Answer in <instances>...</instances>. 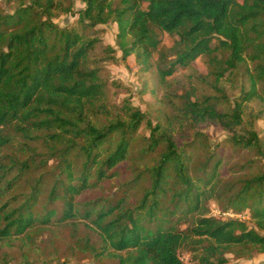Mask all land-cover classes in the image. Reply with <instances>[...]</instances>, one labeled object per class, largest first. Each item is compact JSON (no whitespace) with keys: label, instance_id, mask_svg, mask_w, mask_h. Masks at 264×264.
Instances as JSON below:
<instances>
[{"label":"trees","instance_id":"obj_1","mask_svg":"<svg viewBox=\"0 0 264 264\" xmlns=\"http://www.w3.org/2000/svg\"><path fill=\"white\" fill-rule=\"evenodd\" d=\"M74 1L0 4V153L16 135L30 152L0 162V199L8 194L0 203V242L32 237L34 224L48 225L54 217H80L97 231L99 254L106 250L120 264H186L180 257L185 251L190 264H227L228 252L264 253V164L222 178L218 144L200 130V123H215L229 132L232 149L250 155L248 165L264 159V140L255 129L264 117V0H81L79 28L56 24L53 19L73 11ZM108 21L117 24L123 59L135 55L139 67L149 69L157 53L162 84L200 59L206 74L197 79L209 78L210 91L177 94L180 107L155 123L129 102L111 112L99 68L91 65L98 39L84 32ZM159 33L171 37L169 47ZM223 81L231 88L243 81L238 95L231 98ZM252 102L261 105L255 112ZM143 123L149 133L139 136ZM35 139L43 142L44 157L30 146ZM193 147L202 160L188 152ZM143 156L154 161L142 169L147 185L137 202L78 200ZM211 200L232 215H212Z\"/></svg>","mask_w":264,"mask_h":264},{"label":"rangeland","instance_id":"obj_2","mask_svg":"<svg viewBox=\"0 0 264 264\" xmlns=\"http://www.w3.org/2000/svg\"><path fill=\"white\" fill-rule=\"evenodd\" d=\"M115 4L119 0L114 1ZM0 4L6 7L5 0H0ZM85 8V4L81 0L74 1L73 11L63 13L53 19L59 26L73 25L79 28L77 24V10ZM88 36L98 39L96 49L91 55V65L99 68V75L105 84V97L108 108L111 112L120 113V107L125 102L138 107L141 111L150 115L153 123L160 120L162 115H166L173 108L180 107L177 94L185 90H196L199 93L209 92L210 89L206 84L209 78L197 79L200 74H206L203 61L198 59L188 68H178L176 72L168 77L165 84H162L157 75L154 62L157 53L152 56L153 65L149 69H142L137 64L135 55L128 58H122V51L117 44V24L114 21H108L105 24L97 25L94 29L84 31ZM158 38L161 45L169 47L172 44L171 37L165 33H159ZM230 81V80H228ZM231 82V81H230ZM243 81L234 83L231 88L229 82L223 81L227 86L226 90L232 98L237 96L240 90V84ZM250 107L255 112L261 105L257 102L250 103ZM102 120V119H101ZM255 129L259 136L264 140V117L256 121ZM202 134H208L212 143L218 144L219 156L225 162L222 178L236 179L247 175L249 172H255L264 164V159L258 160L255 164L248 165L246 160L250 157L244 150H234L226 142L229 132L217 124L212 122L200 123ZM149 130L143 123L139 129V136L148 134ZM23 137L16 135L12 143L3 148L0 153V162L6 161L10 156L27 157L30 152L25 148L22 149ZM30 146L36 150L38 157L45 156V146L39 139L30 140ZM191 148L190 154L196 153L195 160H202V151ZM194 149V150H193ZM153 157L143 156L140 162L133 161V165L126 163L121 165L118 177H111L103 180L101 183L85 190L79 201L88 203L89 201H97L105 199L115 203L119 198H125L126 203H135L140 196V189L147 185L142 180L146 175V171H142L153 164ZM132 162V161H130ZM193 162L192 164L197 165ZM49 165L52 164L50 161ZM141 169V170H140ZM142 171V172H140ZM141 173L138 181L133 184L125 185L127 181H131L135 175ZM12 173L8 176H12ZM37 175L36 170L32 173ZM21 181V177L19 178ZM8 194H5L0 203L7 200ZM43 201V198H42ZM41 208V205H37ZM82 204L81 207H84ZM209 212L214 216L222 218L229 217L231 213H221L215 203L207 202ZM58 209L61 205L57 204ZM87 205L82 208L86 209ZM241 217V215H239ZM54 217L48 225L40 223L34 224L30 229L33 230L32 237L13 235L0 242V264H120L118 259L105 253L99 254L103 249L100 238L96 230L91 229L89 223L80 217L74 219L58 221ZM187 223L182 222L180 229H185ZM87 243V245H86ZM93 247V251L90 249ZM99 254V255H98ZM124 255V252H121ZM191 255L188 251L181 253V259L190 264ZM228 259L227 264H264V253H254L252 257L236 255L234 251L226 253Z\"/></svg>","mask_w":264,"mask_h":264}]
</instances>
